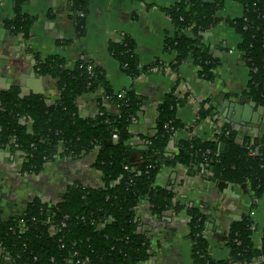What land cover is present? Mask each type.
Returning a JSON list of instances; mask_svg holds the SVG:
<instances>
[{
  "label": "trees",
  "instance_id": "1",
  "mask_svg": "<svg viewBox=\"0 0 264 264\" xmlns=\"http://www.w3.org/2000/svg\"><path fill=\"white\" fill-rule=\"evenodd\" d=\"M13 1L15 17L6 26L25 38L32 18L20 12L22 0ZM226 1L177 0L165 10L176 31L164 43L166 51L175 52L170 67L176 70L190 57L199 76L212 82L218 63L203 33L224 21L240 37L236 50L248 70L244 94L264 109V0H229L240 5L243 13L223 19L219 13ZM85 13L86 1L74 0L72 17L77 36L84 33ZM108 49L122 72L132 79L157 65L155 62L141 68L129 37L111 43ZM35 70L55 81L58 97L48 104L39 95L20 97L16 88L0 89V149L20 153L24 170L35 174L54 159L93 153L92 166L101 184H73L58 202L34 199L20 215H0L1 259L14 264H81L85 260L86 264L145 263L151 256V245L135 214L144 201L157 218L168 211L184 213L193 264H264V260H257L264 258V228L259 247H254L252 221L246 216L232 222L225 235L229 256L216 260L209 253L202 208L187 207L172 185L157 182L163 167L179 165L186 169L187 176L203 170L211 183L244 185L256 201L264 193V133L244 135L238 142L240 130L222 122L211 139H179L174 151L168 152L175 134L184 127L176 110L188 97L176 94V80L157 108L151 133L139 135L141 142L137 145L131 127L140 111V100L131 88L119 97L102 69L84 59L68 66L57 56L38 57ZM98 91L96 114L81 118L77 99ZM104 99L108 106L103 104ZM215 115L209 102L201 101L198 120ZM137 152L140 157H135Z\"/></svg>",
  "mask_w": 264,
  "mask_h": 264
},
{
  "label": "crops",
  "instance_id": "2",
  "mask_svg": "<svg viewBox=\"0 0 264 264\" xmlns=\"http://www.w3.org/2000/svg\"><path fill=\"white\" fill-rule=\"evenodd\" d=\"M22 1L20 12L32 18L25 38L6 26V22L15 17L14 1L0 0L1 90L16 88L20 97L39 95L51 104L58 97V88L51 77L36 72L37 58L57 56L68 66L81 59L90 61L102 69L114 93L120 94L131 88L139 98L140 111L131 127L133 140L138 145L141 142L139 135L151 133L157 108L178 80L176 94L179 97L188 94L176 110L184 127L175 134L168 152L174 151L179 139L193 136L211 139L215 126L223 122L219 114L199 121L197 106L201 101L207 100L211 107L212 104L223 106L220 99L223 94L231 102L245 106L243 98L251 99L244 94L248 70L235 50L240 37L224 21L203 33L204 42L218 63L212 82L199 76V69L190 57L178 69L170 67L175 52L166 51L164 43L166 38L174 37L176 31L165 10L177 0H85L84 33L81 36H77L72 17L74 0ZM224 5L219 13L223 19L242 16V7L237 3L227 0ZM125 37L133 40L140 67L157 62L156 69L136 79L122 72L108 48ZM100 94V91L84 94L77 99L81 118L94 117ZM103 104L108 106V100L104 99ZM227 109L231 108L225 107ZM230 114L233 116L234 110ZM232 125L240 130L238 142L244 135H261L264 133V113L256 105L250 121ZM136 149L141 150V147ZM134 155L140 157L141 154ZM93 162V153L77 158H57L46 164L41 173L35 174L24 170L20 153L0 149V215H20L34 199L58 202L67 187L73 184L99 186L100 175L93 168ZM185 173L186 169L179 165L163 167L157 182L163 186L172 185L182 202L202 208L206 216L204 234L209 240L211 257L222 260L229 256L225 235L232 222L246 216L254 228L251 241L254 247H259L264 228V193L253 201L244 185L211 183L206 180L203 170L192 176ZM135 214L152 251L149 260L139 264H193L192 243L184 213L175 215L168 211L157 218L143 201ZM0 264L14 263L0 258Z\"/></svg>",
  "mask_w": 264,
  "mask_h": 264
},
{
  "label": "water",
  "instance_id": "3",
  "mask_svg": "<svg viewBox=\"0 0 264 264\" xmlns=\"http://www.w3.org/2000/svg\"><path fill=\"white\" fill-rule=\"evenodd\" d=\"M220 99H222L223 106L218 107L216 104H212V108L215 114L220 115L221 121L225 123H229V124H236V125H244L245 122L250 121V117L253 113V108L256 106V103L252 99L244 97L243 102L245 103V106L243 105L241 106L239 104H235L234 102H231L230 100L226 99L223 94H221ZM225 107L231 108V109L225 110ZM232 110H234L233 116L230 114ZM258 110L264 113V109L259 106H258ZM240 112L241 114H239ZM235 127L238 128L237 126Z\"/></svg>",
  "mask_w": 264,
  "mask_h": 264
},
{
  "label": "built area",
  "instance_id": "4",
  "mask_svg": "<svg viewBox=\"0 0 264 264\" xmlns=\"http://www.w3.org/2000/svg\"><path fill=\"white\" fill-rule=\"evenodd\" d=\"M80 16H83V14L82 13H80L79 14ZM236 50V49H235ZM232 50H230V52H231ZM236 52L239 54L240 52H238L237 50H236ZM153 69H156V68H153ZM88 70H91V67L89 66L88 67ZM123 95H125V92L124 91H122L120 94H118V96L119 97H122ZM200 104L201 103H199L198 104V106H197V111H198V109H199V107H200ZM208 118V117H207ZM216 122V121H215ZM221 124H222V122L219 124V126H215V128L214 129H216V128H219L220 126H221ZM116 135H113V139L114 140H116ZM126 168V167H125ZM187 207H191L192 205H190V204H185ZM253 228V227H252ZM258 261H261V260H264V258H259V259H257ZM76 262H80V261H76ZM86 262H87V260H85L84 262H80L81 264H86ZM237 264H239V263H237ZM243 264H248V263H243Z\"/></svg>",
  "mask_w": 264,
  "mask_h": 264
}]
</instances>
